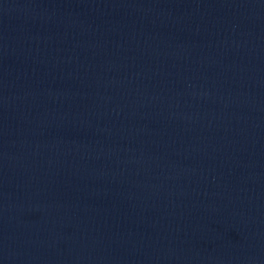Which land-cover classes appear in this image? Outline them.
<instances>
[{
  "label": "water",
  "instance_id": "1",
  "mask_svg": "<svg viewBox=\"0 0 264 264\" xmlns=\"http://www.w3.org/2000/svg\"><path fill=\"white\" fill-rule=\"evenodd\" d=\"M0 264H264V0H0Z\"/></svg>",
  "mask_w": 264,
  "mask_h": 264
}]
</instances>
